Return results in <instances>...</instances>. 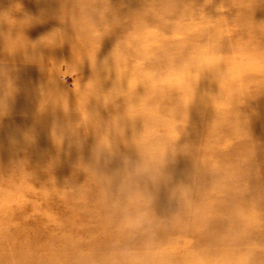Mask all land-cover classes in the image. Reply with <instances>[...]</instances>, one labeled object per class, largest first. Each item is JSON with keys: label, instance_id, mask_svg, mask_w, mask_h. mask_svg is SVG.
I'll return each instance as SVG.
<instances>
[{"label": "rangeland", "instance_id": "1", "mask_svg": "<svg viewBox=\"0 0 264 264\" xmlns=\"http://www.w3.org/2000/svg\"><path fill=\"white\" fill-rule=\"evenodd\" d=\"M156 159L182 211L163 244L114 176ZM35 256L264 264V0H0V264Z\"/></svg>", "mask_w": 264, "mask_h": 264}, {"label": "bare ground", "instance_id": "2", "mask_svg": "<svg viewBox=\"0 0 264 264\" xmlns=\"http://www.w3.org/2000/svg\"><path fill=\"white\" fill-rule=\"evenodd\" d=\"M168 51H170V50H168ZM145 58H146V56L144 57V59ZM150 94L152 95V92ZM155 95H160L161 98L165 101V103L169 106H174V104L178 100L176 98L165 99L164 96H166V95H165V93H163V90H157ZM152 96H154V95H152ZM147 102H148V99L144 98V104ZM144 110H145V107L143 106V111ZM192 114L200 115L198 113V110H196V109H191V115ZM185 127L186 126L182 127L183 131H187V129L190 128V126H188L187 128H185ZM188 132L184 133L183 136H186L188 134ZM155 150L160 151V147L155 148ZM247 155L251 156V153L247 152ZM162 162L163 161L161 159H156L155 163L146 170V172L148 173L147 176L138 175L139 177H135L134 179H130V178L126 177V172L128 170H130V172H133V173L135 172L132 168H130L128 166H118V167L116 166L117 168L114 167L115 168V174H116L114 176L116 177V179H119L122 181H127V182H130L132 184L131 185L132 187H130L129 189H125V190L120 191L119 195H122V194L127 195L129 199H128L126 205L119 204L118 206H120L121 208L124 206V208L118 209V210L124 211L122 213V215L126 221H128L132 218L133 219L137 218V220H141L140 215L145 212L146 218L141 223H142V225L145 226L146 230L152 229L155 239L156 240L159 239V244H163V242L166 240L165 238H162L160 236V231L166 232V235L170 236V234L174 231V229L179 227V218L181 217V216H179V214L182 213V211H181L179 214H177L178 206H180L181 201L173 200L170 198V196L166 192L165 181H161V182L159 181L158 182V183H160V185H159L158 183H155L150 179V177H152L154 175L159 176L160 167L158 166V163L161 164ZM97 169H99V171H101L102 168H101V166L98 165ZM94 173H95L96 177H95V179L91 178L90 181L94 184L96 189H99L105 183L101 179V176H100L101 174L99 172L94 171ZM97 174H99V175H97ZM200 175H202V174H200ZM136 186L145 187L146 189H148V193L145 196V198L143 196L137 195ZM99 194L102 196V202L104 204H108L112 201V200L108 201L111 198L109 195H106L104 192H99ZM228 194H230V192H228ZM119 195H117L116 200H117ZM224 197L226 199L227 195H225ZM240 199H241V197L239 195V201H240ZM238 205H239V202L235 206L238 207ZM137 208H141V209H137ZM142 208H144V209H142ZM229 209H231L230 206H229ZM234 209L236 210L235 207H234ZM131 212H134L135 215L132 214ZM137 212H140L139 216L137 215ZM104 215H105V212H104ZM175 216H177V217H175ZM102 220L107 222L105 216H103ZM125 223L126 222L123 221V224H125ZM209 224H210L212 229L209 230L210 232L208 234L202 236L201 242L206 244V245L216 246L217 244L215 245V243L212 242V240H217V242H220L219 239L221 237H219L217 239L216 234H213V231L218 229V227L220 226V223L218 222V224H217L216 222L211 221V222H209ZM211 224H213V227ZM111 234L117 242L120 241V243L126 247L128 244L131 246V244H132L131 240L126 236V234L124 233L123 230H116ZM103 235L100 238L101 242H104ZM108 237L111 238V236L109 234H108ZM155 239H152V240H155ZM120 243H119V246H122ZM128 248H130V247H128ZM130 249L133 250L132 246ZM132 250H130V251H132ZM165 253H167V252H164L162 255H164ZM167 259H168V257H167ZM91 260L92 259L90 256H86V257H83L82 259H80L79 264H95L94 262L92 263ZM113 260H114V264H131L128 261V259H126V258L121 259V258H117L115 256L113 258ZM28 261L31 264H41L43 262H44V264H50L51 263V261H49L48 259H45L43 256H35V257L29 259ZM165 261H167V260H165Z\"/></svg>", "mask_w": 264, "mask_h": 264}]
</instances>
